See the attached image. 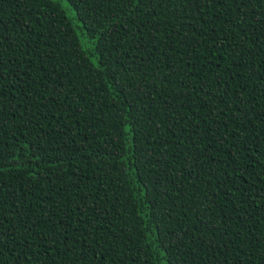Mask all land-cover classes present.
Segmentation results:
<instances>
[{"label": "trees", "instance_id": "16d2710c", "mask_svg": "<svg viewBox=\"0 0 264 264\" xmlns=\"http://www.w3.org/2000/svg\"><path fill=\"white\" fill-rule=\"evenodd\" d=\"M66 1L0 0V264H264V0Z\"/></svg>", "mask_w": 264, "mask_h": 264}, {"label": "rangeland", "instance_id": "374dc122", "mask_svg": "<svg viewBox=\"0 0 264 264\" xmlns=\"http://www.w3.org/2000/svg\"><path fill=\"white\" fill-rule=\"evenodd\" d=\"M62 4V6L65 8V10L67 11L68 15L71 16L72 18H74L76 16V12L75 10L70 6L69 2L66 0H59ZM80 35H81V39L82 42L84 44V46L90 50V48H92L94 46V42L93 41H88V39L86 37H84L81 32L79 31ZM93 60L96 62L97 59L95 57H93Z\"/></svg>", "mask_w": 264, "mask_h": 264}, {"label": "snow or ice", "instance_id": "6c2138e0", "mask_svg": "<svg viewBox=\"0 0 264 264\" xmlns=\"http://www.w3.org/2000/svg\"><path fill=\"white\" fill-rule=\"evenodd\" d=\"M54 2H58V0H54ZM140 2H141V0H135V3H136L137 5H139Z\"/></svg>", "mask_w": 264, "mask_h": 264}]
</instances>
